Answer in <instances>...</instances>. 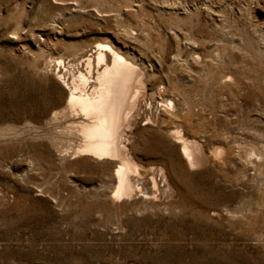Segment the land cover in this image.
<instances>
[{
	"label": "rangeland",
	"instance_id": "obj_1",
	"mask_svg": "<svg viewBox=\"0 0 264 264\" xmlns=\"http://www.w3.org/2000/svg\"><path fill=\"white\" fill-rule=\"evenodd\" d=\"M99 44L141 69L129 147L170 192L114 199V161L65 152ZM0 264H264V0H0Z\"/></svg>",
	"mask_w": 264,
	"mask_h": 264
},
{
	"label": "bare ground",
	"instance_id": "obj_2",
	"mask_svg": "<svg viewBox=\"0 0 264 264\" xmlns=\"http://www.w3.org/2000/svg\"><path fill=\"white\" fill-rule=\"evenodd\" d=\"M98 49L96 59L103 66L97 72L94 87L86 89L89 77L81 71L72 85H65L68 89L65 104L75 118L67 126L69 133L80 139L70 140L71 146L65 152H71L74 157L91 156L114 161L111 192L114 199L147 196L149 185L153 189L151 193L170 192L163 168L145 167L129 147V134L139 122L141 111L142 125L152 122L150 104L142 100L145 89L141 69L106 44H99ZM107 49L112 53L111 62H107ZM86 61L90 72L92 60L88 57ZM166 104L172 105V101L168 100ZM176 133L175 138L181 144L180 150L189 167L205 163L201 148L180 131Z\"/></svg>",
	"mask_w": 264,
	"mask_h": 264
}]
</instances>
